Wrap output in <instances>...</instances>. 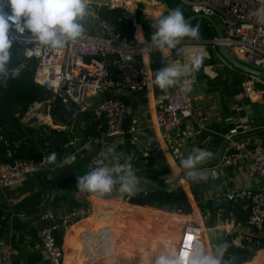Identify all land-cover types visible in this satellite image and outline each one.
I'll return each instance as SVG.
<instances>
[{
  "label": "built area",
  "instance_id": "2783aa9c",
  "mask_svg": "<svg viewBox=\"0 0 264 264\" xmlns=\"http://www.w3.org/2000/svg\"><path fill=\"white\" fill-rule=\"evenodd\" d=\"M188 6L192 13L204 14L212 18L219 26L222 37L214 35L207 42L210 43L214 53L218 56L214 47L222 43L230 54L240 63L264 72V0H181ZM135 0L115 1L109 7H122L121 18L130 22L133 30L129 36L122 35L116 24L108 19H101L93 15L90 28H85L81 37L69 43L65 48L53 50L43 47L38 42L29 39L30 33L18 34L14 28L9 31V38L13 41L16 49H20L21 59L17 63L8 66L9 75L6 80H0V84L19 76L24 70L31 71V80L38 87L48 92V96L41 101H33L28 111L20 119L22 123L30 122L33 117L39 122L38 110L43 108L49 110L54 101L64 105H72V117L78 112L85 111V99L102 92L104 99L93 109L88 110L89 116L82 121L81 129L93 125V133L82 134L80 137L72 136L62 145V150L56 154V162L45 166V161L50 154L41 153L37 160L24 159L13 156V143L4 135L0 134V145L2 147V159L0 160V188L9 187L24 181L28 174L38 171L44 166L46 169L64 170L68 166L60 167V162L65 156L75 155L76 160H83L85 173L95 167V161L100 154L107 153L105 165L113 163L127 165L125 171L134 173L132 162L139 156L141 164L148 168V157L144 154L148 148H154L157 140L149 135V130L157 131L162 142L168 147L172 162L166 161L168 170L157 175L161 185L167 184L168 191L181 186L184 172L178 166L182 159L187 158L189 135H181L180 129L190 121L192 117L191 98L182 84L162 91V98L154 105L153 117L150 124H144L140 128L125 121L132 115L130 104L113 97H106V92L119 94L126 91L140 93L146 87V75L141 66H133V61L146 55L147 62L155 65L154 74L166 67L170 61V51L160 53L158 51H145L151 42L153 29L151 25L140 26L139 32L143 36L137 39L135 18ZM0 9L10 14L7 0H0ZM261 13V15H257ZM223 62L224 60L221 59ZM107 65H111L113 72L110 73ZM186 78L192 82L195 79L194 72L189 73ZM156 87V86H155ZM159 89L158 87H156ZM236 96L242 99L243 104L263 103L264 80L250 74L238 86ZM229 116L224 119L230 125L226 133L222 134L224 142L221 153L216 160V166H232L239 162H247L249 168L246 172V180L258 177L264 184V142L262 136H241L243 122L239 117ZM202 124V123H201ZM203 125V124H202ZM264 127V123L261 125ZM246 127V126H245ZM52 129H57L53 126ZM192 128L189 127V130ZM145 131V132H143ZM192 132V131H191ZM194 133V132H193ZM42 137L49 136V132L43 126L39 128ZM113 155L118 157L113 160ZM153 172L158 168L153 166ZM119 192V191H117ZM225 200L229 203L242 202L247 204L248 212L243 221L236 220L231 212L221 218L220 226L222 236L230 234L231 229L238 228L244 231L237 232L231 237L233 245L240 246L242 243L249 244L257 251H264V190L254 189L248 182L241 186L228 188L224 192ZM128 195L119 198L127 202ZM92 211V203L68 207L59 216L52 217L44 212L39 213L37 223V241L30 251L37 250L45 264H62L63 249L56 238V232L60 228H66L79 220L89 217ZM22 216L21 213H11V216ZM49 219L50 224H45ZM59 221L58 223L56 221ZM217 220V219H216ZM12 232L11 226H8ZM89 234L82 233L80 249L84 245L82 241L87 240ZM173 255L179 257L187 264L188 258L197 249L211 250V239L204 238L199 226L193 222L185 221L176 237ZM222 246H216L215 250ZM13 248L5 238H0V264H23L22 261H13ZM83 257V254H82ZM225 262V261H224ZM80 264H103L82 258ZM225 264H228L225 262Z\"/></svg>",
  "mask_w": 264,
  "mask_h": 264
},
{
  "label": "trees",
  "instance_id": "16d2710c",
  "mask_svg": "<svg viewBox=\"0 0 264 264\" xmlns=\"http://www.w3.org/2000/svg\"><path fill=\"white\" fill-rule=\"evenodd\" d=\"M152 1L154 3H159V0ZM165 2L171 10L180 8L185 18L193 14L190 8L180 0H165ZM122 11L123 8L119 6L113 8H110L107 5H102L98 8L94 7V12L99 18L113 21L122 35L129 36L133 30V27L130 25L129 21L120 17ZM141 13V5L136 4L135 18L138 22V25L142 27H147L148 25L153 24L161 16L166 15L160 14L155 20L145 23L141 21ZM147 17L151 18L148 15ZM188 23L193 27L199 25L200 38L198 40L185 38L180 45V47H182L184 50L183 54L177 55L176 50H170V56L172 60L181 59L186 53L185 51H187V48L203 46L206 55L202 56V64L199 70L195 71V76L199 79V77L205 76L202 70L203 67L206 65H211L214 62V56L216 54L214 53L210 43H208L207 41L210 40L215 35V33L211 26L202 18L191 20ZM214 50H216V46L214 47ZM16 63L17 59L15 55V46L13 45L11 49V59L8 66L14 65ZM107 67L110 73H112L113 69L111 65H107ZM229 70H232V74H230L229 76L227 75L217 82L208 79L205 82L208 91H215L219 95L220 103L223 108L226 107L223 100L237 93L238 85L244 78L243 74L237 72L233 68ZM31 74L32 73L30 70H24L19 74L18 77L5 82L4 84H0V134L4 135L6 138H8L6 136V133H19L21 136H25L27 133L31 132L32 130L22 127L19 124V119L26 111L28 105L31 102L43 100L48 96H46V93L43 89L32 82ZM106 97L118 98L126 103L129 102L127 97L117 93L113 94L111 92H106ZM72 111V105H64L56 100L53 102V105H51L49 114L54 121L65 124ZM93 125L94 123H92L91 126L87 127L85 130H82V133H93ZM125 125H127V123H125ZM66 139L67 137L65 131L52 130L50 136H48L47 138H42L35 134L34 137H26L23 140H19L16 145L12 146V150L14 156L16 157L37 160L41 156L40 149L43 147L44 140H47L50 146L51 150L47 149L48 152H57L62 150V145L66 141ZM217 142L218 140L214 139L206 141L205 143L207 147L210 146V148L213 149ZM2 151L3 150L0 145V160L2 159ZM166 170H168V167L164 166L160 169V172ZM137 174L141 173L138 172ZM148 176H150L158 184H161V180L157 178V174H152L150 172L148 173ZM77 177L78 176H75L71 173H64L58 178L55 193L53 190L52 192H50V194L44 196H41L39 192L29 193L15 200L13 203H11L10 206L6 205L4 202H0V232L2 233L4 231H8L9 222L11 223V226L14 230L20 232L16 239L15 237H13V235H11L12 237H10V245L14 250L21 251L24 246H26L25 243H23V238L27 236L29 237L30 243L32 245V241L35 238V229L26 226L25 221H18V218L16 216L10 217V214L21 213L23 216H33L39 211H43L48 206V204H52L53 202L58 201H68L69 207L86 204L88 202V200L86 199L88 193L81 192L76 187ZM187 180L189 182L191 181V179L188 178ZM139 185L141 184L139 183L138 186ZM187 189H189V191ZM127 195V203L130 206H125L123 205V203L117 206L116 216L118 219H121V216L125 219L131 220V218H134L135 216L142 215L149 216L151 220L165 218H179L180 220H182L190 215L191 210L195 209L193 204L198 207L200 213L203 216L206 215L208 216V218H214L217 210L222 206L212 204L211 200L209 199L201 201L195 194V192H192L191 187L186 184L178 186L176 189L169 192L160 190L151 191L148 195L146 204L144 203V193L135 192L134 195ZM88 198L91 203L97 205L98 210L101 209L105 204V201L96 196V194L89 193ZM8 207L10 208V210L5 211L6 209H8ZM133 208H136V210H134ZM228 212H231L236 220L243 221L247 215L248 206L247 204L242 202H236L232 204L228 202L221 212V218L227 215ZM177 213L188 215H179ZM110 220L111 218H108L107 215L102 212L99 214L97 213L96 216L90 220L79 222L77 224L83 225V227L91 231L90 233L93 236L91 243L93 247L88 254H93L92 257L101 261V256H103L104 262L110 261L120 264H150L151 258L155 255H158V251L162 249V247L154 242L153 238H149L143 241L144 244H142L144 246L141 244V242L137 245L133 243V245H136V247H139L141 249H138L134 252L130 250L128 252V250H126V247H124V242H127L129 239H131L132 234L124 233V231H106L108 229L105 226L109 223ZM211 223L212 222L207 221L205 223V226L208 227ZM123 224L124 222L122 221L121 225L123 226ZM73 226L67 227L64 230L70 229ZM57 236L59 243L60 233H58ZM231 237V235H227L223 237L221 241H216L215 244L213 243L214 247L217 244H227V248L223 249V260L228 264H241L243 262L249 261L254 256L256 249L245 243H242L240 246L233 245L230 242ZM176 239H174V241L172 242H167L168 249L172 254ZM120 240L122 242L124 241L122 245ZM112 245L115 246L114 250H111ZM262 254L263 253L261 252L258 257L254 258L251 264L263 263ZM23 264H43V260L41 259L40 253L37 250H33L32 252H28L24 256Z\"/></svg>",
  "mask_w": 264,
  "mask_h": 264
},
{
  "label": "crops",
  "instance_id": "0c3cea01",
  "mask_svg": "<svg viewBox=\"0 0 264 264\" xmlns=\"http://www.w3.org/2000/svg\"><path fill=\"white\" fill-rule=\"evenodd\" d=\"M136 4H139L142 7L141 21H143L145 23L150 22L152 20H155L158 17V15H160L158 12L156 14H155V12H153V11H155L153 9L155 5H154V2L152 0H135V8H136ZM155 4L158 5L159 3H155ZM99 5H102V4H99ZM157 9H159V8H157ZM93 15L97 16L96 13H93L91 16H93ZM147 15L150 16L151 18H148ZM153 15H156V17H154ZM90 18L92 19L93 17H90ZM88 20H83V25L85 28H90V23L93 19L91 21H88ZM139 28H140V26L137 25L136 26L137 33L139 32ZM204 55H206V53L204 52L203 46H197L194 48L190 47V48H187L186 59H184L183 57L181 59H177V60L171 59L170 63L167 66H179L181 64L188 63L192 58H194L196 56H204ZM147 58L148 57L146 55H143L138 59L136 58L133 61V66H137V64H139V66H141L143 68L144 72H145V70L148 71V73H149L148 81H149V85H150L151 82L153 81L154 77H155V74L153 71L156 69V67H155V65L148 64ZM214 58L215 59H214L213 64L206 65L203 67L202 70H203L205 76L199 77V79H198V77L196 78V76H195L194 81L188 82V86H187V87H189L188 93H189V96L191 98V101L194 104V108L192 109V117H191L190 121L185 123L183 125V127H181V129H180L181 135H189L190 139H191L189 142V145H188V150H187V153H189L188 155L191 154L192 149H194V148H199V149L206 150V151L212 153L211 157L207 158L200 165H198V171L204 177L202 180H198V181H192L191 180L189 182L187 180V178L185 177V175H183V179L181 181V186L184 184L189 185L191 187L192 192H195V194L198 196V198L201 201H204L207 199L211 200L212 198L224 196V192L228 188L241 186L246 182H248V184L251 187H253L254 189L262 188L264 190V184L261 181V179H259L258 177H254L252 180H249V181L246 180V172H247V169L249 168V165L247 162H239L235 165L226 166V167L216 166V160H217L216 157H218L220 155L221 150H222L223 145H224V142L221 140V138H222L221 136H222V134L226 133L228 127L230 126V125H227L226 122L224 121V119L226 118V117H224V112L230 110V108H232L235 105L234 100H237L239 98L236 96L237 93L232 95V96H229L227 98L228 104H225L226 107L223 108L221 106V103H220L219 95L215 91H210V90L208 91L207 90V86L205 85V82L207 79L214 81V82H217V81L223 79L224 77H226L227 75L229 76L230 74H232V70H229L232 67L229 66L225 61L223 62L221 60L222 58L219 55L218 56L215 55ZM189 73H186L181 79L188 78L190 76ZM194 74H195V72H194ZM241 74H243V73H241ZM243 75L245 78L246 74H243ZM147 84L148 83L146 80V87H145L144 91H142L140 93H131V92H126V91L119 92V94L127 97V99L129 100L128 104L131 105L132 110H133L131 117L128 118L125 121V123L133 124L135 127H138V128H140L144 124H150L151 123L152 117H153L154 105L158 100H160L162 98V94H161L160 89H157L154 85L151 87L149 85L147 86ZM45 93L47 96L48 92L45 91ZM39 101H41V100H39ZM31 103L28 105L26 111L23 113V115L20 117V119L28 111V108L31 105ZM262 104H264V98H263ZM74 108L75 107L73 106V109ZM37 113H38L37 114L38 119L41 120L39 126L35 125V123L39 122L35 119V117H33L34 119H32L30 121L33 124L22 123L19 119V124L22 127H25V128L32 130L31 132L27 133L25 136H21L19 133H14V134H7L6 133L8 140L11 141L13 143V145H16L19 140H23L26 137L27 138L34 137L35 134H37L39 137H42L39 134L40 126H43L44 128H46V130L49 132V136H50L52 130H55V131L63 130L66 133L67 139L72 137V136L80 137L83 134L82 129H81L82 121L89 116V111L87 109L83 112L76 113L74 117H72V114H73V111H72L67 122L65 124H62V123L54 121L51 118V116L49 114V110H45L42 108L40 110V112L38 110ZM46 117L48 118V120L45 119ZM249 117L250 116H248V118H246V119H241V121H238V122H243L242 127L240 128L242 131L241 136H250V135H258L259 136L260 135V136H262L263 142H264V132L260 131V130L264 129V127L256 125L255 122L252 119H250ZM233 119H236V117H234ZM203 121H206V122L208 121V122L206 124L202 125L201 123ZM53 126H56L57 129H52ZM189 127H191L192 129L189 130ZM143 132H145V131H143ZM149 135L152 136L153 138L155 137V139L157 140V143L155 144L154 148H148L147 151L144 152V154L147 155V157H148L147 161L149 162L147 165V167H148L147 170H151L152 174L158 175V174L162 173V171L160 172V169L164 166H167V165H165L166 161L171 163L172 158L170 157V153L167 151L168 150L167 145L164 142H162L157 131L152 132L151 130H149ZM47 137H42V138H47ZM214 139L218 140L215 147L213 149H211L210 146L207 147L205 142L209 141V140H214ZM47 149L51 150L47 140H44L43 141V147L40 149L41 153H46V154L56 153V154H58L60 152V151L48 152ZM13 156H14V153H13ZM142 156H143V154H142ZM142 156L139 155L134 161L138 160L140 162ZM14 157H16V156H14ZM159 159L163 160V164L161 166L155 165V161H157ZM82 164H83V160H77L64 170H55V171L53 170V171H51V170L46 169V171L43 174L26 177V179L24 181H22L18 184H15V185H19V184L22 185V184L26 183L31 178H34L36 176H41L40 181L37 183V187H32V188H29L28 190L25 189V191L22 193V195H20L18 192H11L8 194L5 191L6 188H11V187H14L15 185L5 187V188H0V190H1L0 202H4L6 205L10 206L11 203H13L15 200H17V199L21 198L22 196L29 194V193L39 192L41 196L50 194V192H52V190L55 193L56 187H57V181H58V178L60 176L56 180H53L51 177V172H61V176L64 173H71L75 176H82V175L86 174ZM140 164H141V162H140ZM153 166H154V169H155V167L158 168L157 173L153 172L154 171ZM178 167L180 169H182L180 164ZM133 168H134V175L136 177L142 176L141 174H137L138 172L141 173L142 169L145 168L142 166V164L140 167H136V168L133 167ZM183 172H184V170L182 169V173ZM146 176H148V174ZM42 186H45V187H42ZM187 190L189 191V189H187ZM13 191H16V190H13ZM88 195H89V193L87 194L86 199L88 201H90L88 198ZM63 202H65V201H60V202L58 201V202H53L52 204H48V206L43 211H39L35 215H39V213H41V212H44L46 214L51 215L48 207L50 205L57 204V203H63ZM227 203L228 202L225 200L219 204H214V205H218V206L222 205L217 210L214 218H208V216H206V215L203 216L200 213V211L196 205L193 204L195 209H193V206H192L193 210L191 211V216L193 218H195L196 221H198V223L200 224L199 228L202 230H206V228H209V229L217 232L216 238L212 236L211 240L205 234V237L211 241V244L215 243L216 241H221L223 239L222 231L220 229H218L217 227L220 226L221 212L223 211V208ZM146 207H148V206H146ZM150 208H152V207H150ZM9 210H10V208L8 207V209H6L5 211H9ZM177 214L188 215V214H181V213H177ZM10 217H15V215L11 216V214H10ZM16 217L18 218V221H20V222L25 221V224H26V221L30 220V218L32 216H23L22 215L21 217L20 216H16ZM174 219H176V218H174ZM174 219H166V218L164 219L165 225H164L163 229L166 232L167 238H166V240H164L163 244H166V242H172V241H174V239H176L175 237H177V234L175 236L174 233L175 232L177 233L179 231L181 225L183 224V222L185 220V219H182L181 222H177ZM207 221L212 222L210 224V226H208V227L205 226V223ZM79 222H80V220L78 222L72 224L75 226H73L70 229L64 230L65 228H62V229L60 228L55 233L57 241H58L57 234L60 233V236H59L60 242L59 243L62 246L63 255H64L63 256L64 258H62L63 259L62 264H80L82 262L81 261L82 258L96 259V258L92 257L93 254L92 255L88 254L91 250V247H90V243H91V233L90 232L91 231H89L88 229L83 227V225H77ZM213 224H215V225H213ZM170 225H172V227L175 228V230H174L175 232H172V233L168 232L167 228ZM8 226H11L10 222H9ZM26 226H29V227L35 229V238L33 239L32 245H31L29 237L28 236L24 237L23 243H25L26 246H24V248L21 251H17V250L13 249L14 252H13L12 257H13V260H16L17 262L18 261L23 262L24 256L28 252H32V251H30V248L32 246H34L35 241H37L38 228L36 227L35 223L31 222L30 224H26ZM69 226H71V225H69ZM11 229H12V232H10L8 229V231H6L7 236H5L9 243H10V237H12L11 235H13V237H15V239H16L18 234L20 233V232L14 230L12 228V226H11ZM101 230H102V228H101ZM106 231H108V230H106ZM240 231L242 232V231H244V229L233 228V229H231L229 235L234 237L236 235V233L240 232ZM83 232L89 234V237L87 240L82 241V244L84 245V249H82V254H83V257H82L81 249H80V245H81L80 240L82 238ZM263 234H264V227H263ZM0 238H3L1 236V232H0ZM163 244H161V245H163ZM157 245H159V244H157ZM216 246H223V245L219 244ZM111 248H112V246H111ZM139 249H141V248H139ZM111 250H113V249H111ZM161 251H163V250H159L158 254H160ZM211 252H212V249H211V251H209V253H211ZM258 252L259 251L255 252L254 256L249 261L243 262L241 264H251L252 261L254 260V257L256 256V254ZM261 252L263 253L262 254L263 255L262 256L263 263H261V264H264V251H261ZM101 258L103 259L104 257L101 256ZM41 259H42V257H41ZM96 260H98L99 262H102L99 259H96ZM43 264H45L44 261H43ZM258 264H260V263H258Z\"/></svg>",
  "mask_w": 264,
  "mask_h": 264
},
{
  "label": "clouds",
  "instance_id": "9594fccd",
  "mask_svg": "<svg viewBox=\"0 0 264 264\" xmlns=\"http://www.w3.org/2000/svg\"><path fill=\"white\" fill-rule=\"evenodd\" d=\"M10 14L0 9V80H6L9 75L8 64L11 59L13 41L9 38L10 29L14 28L18 34L30 33L29 39L39 45L53 50L65 48L69 43L76 41L85 31L83 20L88 15L89 0H7ZM261 15V13H257ZM151 42L145 51L153 50L164 53L176 50L177 55L183 54L180 47L185 38H200L199 25L193 27L186 20L180 8L170 10L166 15L158 18L152 25ZM143 36L137 33V39ZM203 57L196 56L188 63L179 66L162 67L155 73L151 86L162 91L182 84L181 78L189 72L198 71ZM183 83H187L184 81ZM107 153H101L95 161V167L85 175L77 177L76 187L81 192L93 193L98 196L110 193L119 184V191L134 195L138 191L137 178L131 171H125L127 165L113 163L105 165ZM212 153L199 148L192 149L187 158L180 161L186 178L192 181L202 180L204 177L198 171L200 165ZM113 160L118 157L113 155ZM56 153L47 157V163L56 162ZM76 156L70 155L60 162V167L70 166ZM227 248V244L222 246ZM150 264H184L179 255L161 251L151 258ZM187 264H225L220 248L214 252H206L203 248L197 249L188 258Z\"/></svg>",
  "mask_w": 264,
  "mask_h": 264
},
{
  "label": "water",
  "instance_id": "95a60500",
  "mask_svg": "<svg viewBox=\"0 0 264 264\" xmlns=\"http://www.w3.org/2000/svg\"><path fill=\"white\" fill-rule=\"evenodd\" d=\"M158 6H159V9L154 8V10H157V12L161 15L167 14L171 10L167 6L165 0H159ZM197 18L204 19L211 26V28L213 29L217 38L222 37L221 30H220L219 26L217 25V23L207 15L193 13V14L189 15L188 17H186L185 20L187 22H189V21L197 19ZM216 50H217L218 55L233 69L237 70L240 73L254 75V76H257V77L264 80V72L252 69V68L238 62L230 54L228 49L222 43L217 44ZM15 55H16L17 60L21 59L20 49H16ZM104 97H105V95L102 92H98L95 96L86 98L85 99L86 104L84 105L85 109L90 110V109L95 108L104 99ZM223 102L225 104H228V99L223 100ZM243 102L244 101L242 99L234 100L235 105L232 108H230V110H228L227 112L224 113V117L236 116V117H239L240 119H246V118H248V116H250L249 118H251L255 122L256 125L261 126L264 123V104H258L256 102H252V103H249L248 106H246L243 104ZM190 105H191V108L193 109L194 104L192 101H191ZM207 122L203 121L202 124L204 125ZM260 131L264 132V129H262ZM162 164H163L162 159L155 161V165H157V166H161ZM46 165H48L47 160L45 161V166ZM45 166L38 171L31 172L30 174L27 175V177L43 174L46 171ZM140 166H141V164L138 160L132 162V167L136 168V167H140ZM59 176H61V172H51V177L53 180H56ZM136 178H137L136 187L138 189V191H136V193H144L145 194V201H144L145 204L147 203L148 195L151 191H154V190H160V191H164V192L168 191V185L167 184L160 185L155 180L150 178L149 176L142 175V176H137ZM139 183L141 185L138 186ZM0 194H1V190H0ZM125 194L126 193H122L119 191V192H115L114 194H104L103 196H99V197L121 198ZM0 200H1V198H0ZM223 201H225L224 196L211 199L212 204H219ZM68 207H69L68 202L65 201L63 203H57V204L50 205L48 207V209H49V212L51 213L52 217H55V216L61 215L64 208L67 209ZM38 217H39L38 215L32 216L30 218V220L26 221V224H30L31 222H34L36 227L39 228V224L36 222ZM56 222L58 223L59 221L57 220ZM50 223L51 222L49 219L45 220V224L49 225ZM1 236L3 238L5 236H7L6 231L2 232ZM13 261L15 263H17L16 260H13Z\"/></svg>",
  "mask_w": 264,
  "mask_h": 264
},
{
  "label": "rangeland",
  "instance_id": "374dc122",
  "mask_svg": "<svg viewBox=\"0 0 264 264\" xmlns=\"http://www.w3.org/2000/svg\"><path fill=\"white\" fill-rule=\"evenodd\" d=\"M105 1H108V0H89V3H88V15L84 18V20H88L89 19L88 21H91L92 19L90 17H93L91 15L93 13H95L94 12V7L98 8V7L102 6V5H106ZM99 4H102V5H99ZM154 5H155L154 8H156V9L159 8V6L156 5L155 3H154ZM153 12H155V14H156L157 10H155ZM153 16L156 17V15H153ZM212 18L214 20L216 19V21H217V18L215 16H212ZM185 52L186 53L183 55L184 59H186V56H187V51H185ZM182 80L183 81H187V83H183V86H184V89L188 92L189 87H187V86H188V82L189 81L186 78H183ZM150 172H151V170H147L146 168H143L142 171H141V175H147ZM40 177L41 176H36L34 178L29 179L26 183H24L22 185L19 184V185H15L14 187H11V188H6L5 191L8 194L11 193V192H18L20 195H22V193L25 191V189L28 190L29 188L37 187V183L40 181ZM42 187H45V186H42ZM119 187H120L119 184H117L114 187V190L112 192H110V193L114 194L115 192L119 191ZM13 190H16V191H13ZM110 193H107V194H110ZM106 199H113V198H106ZM127 205L130 206L129 204H127ZM116 209H117V207L115 208V212L111 213L109 211L106 203L101 208V212L100 213L103 212V213H105L107 215L108 218H111L109 223L105 226L108 229V231H111V232L124 231V233H127V234L131 233L132 234L131 240L134 238L133 240H134L135 244L137 243V241H138V243L141 242V244H142L144 240H147L149 238H153L154 242L156 244H159L160 247H162L161 250L166 251V252H171L168 249V246H167L168 243L166 242V244H163L164 240H166V238H167L166 232L163 229L164 225H165L164 224V219H153V220H151L149 216H142V215L141 216H135L134 218H131V220L125 219V218H123L121 216H120L121 219H118L117 216H116V214H117L116 213V211H117ZM174 220H176L177 222H181L180 219H178V220L174 219ZM122 221L124 222L123 226L121 225ZM167 230H168V232H171V233L175 232L174 231L175 228H173L172 225L168 226ZM201 231L203 233L204 238H206L205 234L210 239L212 238V236L216 238L217 232H215V231H213V230H211L209 228H206V230H202L201 229ZM177 233L175 232L174 235L176 236ZM92 239H93V236L91 235V240ZM206 239H208V238H206ZM123 240H124V238H123ZM123 242L121 241V245L123 244ZM124 244H125L124 247H126V250H128V252L130 250H132L134 252V251H137L139 249V247H136V245H133V244L130 245V244L126 243V242H124ZM161 244H163V245L161 246ZM212 245L213 244H211V249H212V252H214L216 246L214 247V245L213 246ZM90 247L91 248L93 247L92 243H90ZM111 249L114 250L115 246L112 245ZM101 261L104 262L103 259H101ZM105 263H107V264H120V263H114V262H110V261L109 262H105Z\"/></svg>",
  "mask_w": 264,
  "mask_h": 264
},
{
  "label": "bare ground",
  "instance_id": "6f19581e",
  "mask_svg": "<svg viewBox=\"0 0 264 264\" xmlns=\"http://www.w3.org/2000/svg\"><path fill=\"white\" fill-rule=\"evenodd\" d=\"M115 1H123V0H108V1H105L106 2V4L107 3H111V2H115ZM131 1V0H130ZM131 8L133 9V8H135V5H131ZM145 75H146V80H147V86L149 85V81H148V75H149V73H148V71L147 70H145ZM42 114V113H41ZM34 119V118H33ZM46 120H48V118L46 117L45 118ZM96 196H98V195H96ZM99 197V196H98ZM99 198H101V199H103L104 201H105V203H106V205H107V207H108V209H109V211L111 212V213H114L115 212V208L119 205V204H121V203H123V205H125V206H128L127 204V202H124L123 200H120L119 198H113V199H106V198H103V197H99ZM134 210H136V208H133ZM101 212V209H99L98 210V207H97V205H95V204H93L92 203V211H91V214H90V216L89 217H86V218H84L83 220H81L80 222H83V221H86V220H90V219H92V218H94L95 216H96V214L97 213H100ZM185 221H189V222H193V223H195V224H197L199 227H200V224L198 223V221H196L195 220V218H193L192 216H191V213H190V215L187 217V218H185V220H184V222ZM183 222V223H184ZM71 226H73V225H71ZM68 227H70V226H68ZM67 228V227H66ZM65 228V229H66ZM126 243H128V244H133L134 243V240H131V239H129ZM140 243V242H139ZM136 244H138V241H137V243ZM260 253H261V251H259L257 254H256V256L254 257V258H256V257H258L259 255H260ZM85 259V258H84ZM87 260H91V261H98V260H96V259H87ZM82 261V260H81ZM99 262V261H98ZM103 264H107V263H105V262H103Z\"/></svg>",
  "mask_w": 264,
  "mask_h": 264
}]
</instances>
